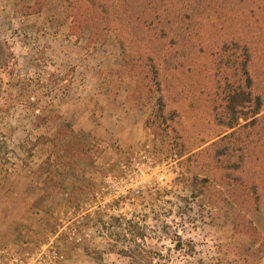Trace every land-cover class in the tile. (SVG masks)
<instances>
[{"label": "rangeland", "instance_id": "374dc122", "mask_svg": "<svg viewBox=\"0 0 264 264\" xmlns=\"http://www.w3.org/2000/svg\"><path fill=\"white\" fill-rule=\"evenodd\" d=\"M7 56L1 249L264 264V0H0Z\"/></svg>", "mask_w": 264, "mask_h": 264}, {"label": "trees", "instance_id": "16d2710c", "mask_svg": "<svg viewBox=\"0 0 264 264\" xmlns=\"http://www.w3.org/2000/svg\"><path fill=\"white\" fill-rule=\"evenodd\" d=\"M9 59H11L10 56L6 57V61L2 62V66H0V69H9ZM242 68L243 73L247 76V82H249V87H251L252 79L250 76V73H248L246 69V64ZM10 75L12 76L14 74L13 70H9ZM10 86V85H9ZM22 86L19 87V90H22ZM4 87L2 84H0V105L2 102V93H3ZM8 91V90H6ZM18 91V90H17ZM247 95H245L244 91L239 90L238 88L232 90V99H231V110L233 113L236 112V107L240 105L242 101L247 99ZM249 104L254 105V110L256 111V114H258L259 110L262 108V100L260 97H257L254 101H252L251 92H249ZM253 107V106H251ZM2 134V132H0ZM44 137H38L35 141V144H40L41 140ZM57 138L51 139L52 146H54V143L56 142ZM68 146V145H67ZM70 150L67 149L64 146V151ZM7 151L6 141L1 139L0 140V161L6 162L7 157L5 155H2ZM7 155V153H6ZM132 222H128L127 225L129 228H131ZM126 231V230H125ZM139 231V230H138ZM137 240H133L132 244L130 246H126L125 250H123L125 259L127 260L128 264H166L167 258H162L161 254L159 252H156L154 250H151L148 248L144 243L145 241V234L143 232H138L136 235Z\"/></svg>", "mask_w": 264, "mask_h": 264}, {"label": "built area", "instance_id": "2783aa9c", "mask_svg": "<svg viewBox=\"0 0 264 264\" xmlns=\"http://www.w3.org/2000/svg\"><path fill=\"white\" fill-rule=\"evenodd\" d=\"M44 258H48L47 261ZM62 258L54 247L34 253L11 252L0 248V264H59Z\"/></svg>", "mask_w": 264, "mask_h": 264}]
</instances>
